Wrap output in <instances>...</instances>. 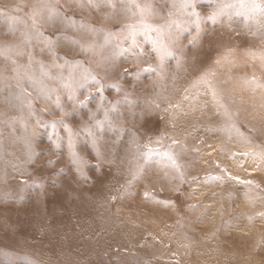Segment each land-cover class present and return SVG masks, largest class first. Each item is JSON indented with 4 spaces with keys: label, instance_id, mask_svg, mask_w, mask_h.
Returning <instances> with one entry per match:
<instances>
[{
    "label": "rangeland",
    "instance_id": "374dc122",
    "mask_svg": "<svg viewBox=\"0 0 264 264\" xmlns=\"http://www.w3.org/2000/svg\"><path fill=\"white\" fill-rule=\"evenodd\" d=\"M254 3L0 0V264H264Z\"/></svg>",
    "mask_w": 264,
    "mask_h": 264
},
{
    "label": "bare ground",
    "instance_id": "6f19581e",
    "mask_svg": "<svg viewBox=\"0 0 264 264\" xmlns=\"http://www.w3.org/2000/svg\"><path fill=\"white\" fill-rule=\"evenodd\" d=\"M119 231H120V234H123V235H125L124 237H121V238H123V240L124 241H128V238L130 237L129 236V233L127 232V231H124V229L123 228H121V229H119ZM139 238H141V242H139ZM132 243V245L134 244H141L142 243V237H141V235L139 234V237L138 236H135L134 237V239H133V242H131Z\"/></svg>",
    "mask_w": 264,
    "mask_h": 264
},
{
    "label": "snow or ice",
    "instance_id": "6c2138e0",
    "mask_svg": "<svg viewBox=\"0 0 264 264\" xmlns=\"http://www.w3.org/2000/svg\"><path fill=\"white\" fill-rule=\"evenodd\" d=\"M245 6H246V5H245L244 3H241V4H240V7H241V8H243V7H245ZM251 7H252V9H254V10H260V11L264 12V4H255V3H254V4L251 5ZM215 15H216V13H213V14H212L213 17H215ZM164 54H168V53L165 52ZM147 70L150 71L151 69H147Z\"/></svg>",
    "mask_w": 264,
    "mask_h": 264
}]
</instances>
